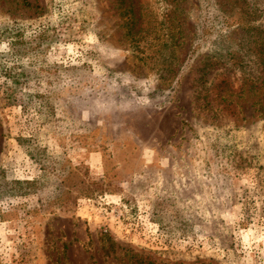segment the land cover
<instances>
[{
	"label": "rangeland",
	"instance_id": "obj_1",
	"mask_svg": "<svg viewBox=\"0 0 264 264\" xmlns=\"http://www.w3.org/2000/svg\"><path fill=\"white\" fill-rule=\"evenodd\" d=\"M0 264H264V0H0Z\"/></svg>",
	"mask_w": 264,
	"mask_h": 264
}]
</instances>
